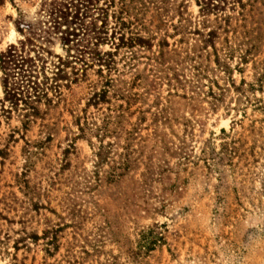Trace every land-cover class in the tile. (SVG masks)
Returning <instances> with one entry per match:
<instances>
[{
    "label": "rangeland",
    "instance_id": "374dc122",
    "mask_svg": "<svg viewBox=\"0 0 264 264\" xmlns=\"http://www.w3.org/2000/svg\"><path fill=\"white\" fill-rule=\"evenodd\" d=\"M67 1L0 0V51L22 39L13 24L18 13L25 21L39 22L44 28L52 23L47 15L51 5ZM103 1L108 4L109 0ZM179 1L183 4V25L199 28L205 24L194 0L169 2L166 12L157 9L160 3L154 0H112L108 5L109 26L113 25V13L126 23L125 35L138 32L154 39L150 50L123 47L114 57L117 71L111 74L116 79L113 90L130 91L135 96L126 102L118 96L111 100L113 109L121 105V111L110 114L113 132L105 134L102 143L111 144L113 161L101 165L99 185L92 191L85 192L83 185V178L93 170L92 146L84 140L76 142L78 152L69 169L52 181L49 178L57 169L58 146L65 143L66 129L74 130L70 113H80L89 85L98 79L95 66L87 68L76 84L61 88L63 100L55 103L51 97L55 106L45 121L54 123L52 140L43 155L26 168L22 166L24 140L36 141L43 131L38 120L26 131L22 129L20 103L18 111L7 113L8 103L2 99L0 86V264L10 263L12 258L15 264H264V151L260 134L248 132L253 124L264 133V112L247 107L241 117L240 111L232 109L231 93L215 107L195 95L194 86L200 84L206 90L207 81L201 78L193 84L194 72L189 61L183 60V50L189 49L197 35H184L181 43L176 42L180 35L173 36L171 24H177V16H172L171 6ZM242 1V16L237 14L236 5L231 10L233 6L227 3L223 11L232 16L229 21L234 28L227 31V39L235 47L247 45L253 53L243 69L249 82L255 72L264 69V0ZM208 18L213 22L212 14ZM50 27L38 42L50 55H74L72 42L62 46L59 37L66 29L77 34L75 24ZM11 30L14 35L10 41ZM164 36L167 49L175 47L178 53L164 55V61L157 63L152 51L156 50V40ZM68 37L76 43L80 34L75 40ZM109 46L103 43L98 49H112ZM28 49L31 56L36 47ZM49 59L55 58L48 57V67ZM79 65L74 67L79 69ZM232 75L237 82L239 74L233 71ZM40 78L38 74L37 81ZM192 87L196 100L182 99L181 94H190ZM167 91L177 95L169 96ZM254 94L260 96L257 91ZM106 106H88L85 114L100 123ZM237 118L240 123L231 124ZM230 127L244 143L238 146L232 165L224 166L219 176L193 155L208 143L216 147L222 138L219 128L228 131ZM252 136L255 146L250 151L247 147ZM90 142L97 144L93 136ZM111 167L118 177L108 182L104 174ZM76 181L80 183L76 185ZM38 202L47 209L39 208ZM46 223L60 227L57 246L49 255L43 252L40 239L32 242L25 237L40 235Z\"/></svg>",
    "mask_w": 264,
    "mask_h": 264
},
{
    "label": "trees",
    "instance_id": "16d2710c",
    "mask_svg": "<svg viewBox=\"0 0 264 264\" xmlns=\"http://www.w3.org/2000/svg\"><path fill=\"white\" fill-rule=\"evenodd\" d=\"M100 0H70L64 3H56L51 5L49 8L48 16L52 23L48 27L42 28L38 23L31 24L28 21L22 19L21 14L18 13V17L14 20V29L17 33L22 36V39L16 43H9L3 50L0 51V86L2 89V99L8 103L5 109L7 113L10 110L18 111V104L20 103L21 110V127L24 131L27 130L31 123L39 121V127L42 132L41 138L36 141H30L29 139L24 140V146L22 148L23 161L22 166L24 168L29 167L34 159H39L43 155L44 150L48 148L49 142L52 140V130L54 123H48L45 121V115L49 112L50 108L55 106L59 100H63L61 88H68L71 84H76L82 77L85 76L86 69L95 66V74L98 79L92 81L89 85L90 92L84 103V107L79 111L80 113H70L72 117V125L74 130L66 129L65 143L59 147V158L57 159V169L50 176V180L61 174L62 171L69 169L71 166L72 158L77 155L76 142L78 140H84L88 145L92 146V167L91 175L83 178V185L85 192L94 190L99 185V171L101 165L107 163L108 160L113 161L109 156L110 143H102L103 137L110 130V117L111 113L115 110L121 111V105L118 108L113 109L112 98L118 96L119 99L127 100L133 98L135 93L123 92L116 93L113 90L114 79L111 74L116 69L115 55L119 48L125 47L131 49L134 46L150 50L154 37L152 35H142L138 32L128 33L125 35L123 28L126 27V23L118 15H110L114 19L113 25L109 26L108 21V5L112 3V0L103 1L101 5H98ZM160 3V6H156L157 9L166 12V4L175 0H154ZM198 7V13L202 17V24L199 28L192 27L188 28L181 23L185 20L183 15V4L181 1L176 4H172L171 11L172 16H177V24H171L173 29V36L180 35L176 40L177 43L183 42L184 35L195 34L196 39L190 44L189 49L183 50V60H188L190 67L192 68L191 79L194 83H197L201 78H205L207 84L205 85L206 90H203L202 85H195L197 91L189 89L190 94L182 93V99H188L192 101L195 99L193 92L197 96H202L200 100H208L209 106L215 107L223 101L226 94H233L230 98H233L234 105L232 109L240 111V116L244 117L246 114V108L250 107L251 111L264 112V69L261 72H255L253 74L252 81H246L243 77V69L253 54L251 49L245 47H235L232 41L227 39V31H234L229 21L232 16L224 13V6L228 3L233 7H238V15H243L245 3L242 0H194ZM72 9V13H69V9ZM161 12V13H162ZM95 14V15H94ZM209 14L213 15V22L209 21ZM70 17L69 21L67 18ZM89 18V19H86ZM243 20V18H241ZM49 20V21H50ZM63 22L68 24H75L77 34L71 31L63 30L60 31V43L62 46H67L70 42L74 47V55H65L60 57L58 55H50L42 42H38L39 38L43 37L41 33H47L48 29L53 28L59 29ZM97 22H99L97 24ZM53 24V25H51ZM209 24V25H208ZM44 25V24H43ZM241 25V24H240ZM56 26V27H54ZM80 37L73 43L75 36ZM223 34L221 45L217 47L216 43L219 40V36ZM43 40V39H42ZM38 42V45L35 42ZM186 42V41H185ZM103 43H109V47L112 49L100 50L98 46ZM246 43V42H245ZM156 50L152 55L153 59L157 63L164 61V55L169 53H178L175 47L167 49L168 43L164 37H159L155 44ZM26 47V49H25ZM29 48H35L33 55H29ZM67 48V47H66ZM130 54H131V50ZM51 56L55 60L49 59L50 67L46 66V60ZM71 59H68V58ZM131 56L129 57L130 60ZM236 58L233 65L230 64ZM79 62V69L74 67ZM73 63V65H72ZM212 63V66H210ZM70 68L69 71L66 69ZM48 70V72H47ZM235 71L239 74V80L236 82L232 73ZM40 74L41 78L37 81V75ZM175 78V77H174ZM217 79L221 81L218 83ZM82 80V79H81ZM177 80V79H175ZM190 80V79H189ZM184 78L186 83H190ZM169 90V89H168ZM258 92L260 96H255L254 92ZM51 93V96L48 95ZM167 95H177L176 92L167 91ZM55 103L53 104V99ZM208 98V99H207ZM126 99V100H125ZM98 104H106L105 114L101 118L100 123H96L95 120H91V117H87L85 109L88 106H92L95 109ZM40 105L43 106L41 109ZM167 107V106H166ZM127 110V109H126ZM165 110V108H164ZM123 111V110H122ZM71 112V111H69ZM117 112V111H116ZM120 114H116V116ZM117 116V117H118ZM167 118L165 117L164 120ZM241 119L231 120V124L236 122L240 123ZM252 122V121H251ZM241 126V125H240ZM64 128V127H63ZM51 130V131H50ZM254 134H260L261 146L264 151V133L263 130L259 131L250 124L249 131ZM219 133L222 136L221 140L215 147L213 144L208 143L204 147H201L198 155H193V158L201 160L204 166L212 172H217V175L222 176L223 167L232 165V158L236 156L238 146H242L240 135L234 132L233 128L230 127L228 131L223 128H219ZM96 138L97 144L93 146L90 142V137ZM251 145L247 147L250 151L255 146V139H251ZM238 155V154H237ZM110 170L104 174V178L108 182L116 180L118 174L114 172V167L109 168ZM80 181H76L75 184H79ZM39 208H45L43 203L38 202ZM60 229L57 223H46L45 227L41 230L40 235L25 236L37 242L41 240L42 250L45 254H51L56 248L57 232ZM27 235V234H26ZM147 238L144 237V242L147 243ZM21 240H24L21 238ZM150 242V241H148ZM142 246H146L145 244ZM16 249V247H13ZM15 258H12V262L8 264H15ZM7 264V263H4Z\"/></svg>",
    "mask_w": 264,
    "mask_h": 264
},
{
    "label": "bare ground",
    "instance_id": "6f19581e",
    "mask_svg": "<svg viewBox=\"0 0 264 264\" xmlns=\"http://www.w3.org/2000/svg\"><path fill=\"white\" fill-rule=\"evenodd\" d=\"M13 35H14V31H13V30H11V32H10V35H9V39H10V41H11V39H12ZM12 40H13V39H12Z\"/></svg>",
    "mask_w": 264,
    "mask_h": 264
}]
</instances>
